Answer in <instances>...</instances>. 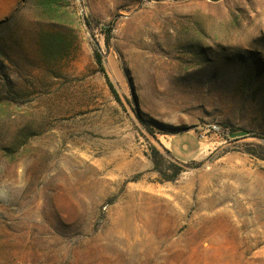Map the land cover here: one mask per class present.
<instances>
[{
  "label": "rangeland",
  "instance_id": "374dc122",
  "mask_svg": "<svg viewBox=\"0 0 264 264\" xmlns=\"http://www.w3.org/2000/svg\"><path fill=\"white\" fill-rule=\"evenodd\" d=\"M0 264H264V0H0Z\"/></svg>",
  "mask_w": 264,
  "mask_h": 264
},
{
  "label": "trees",
  "instance_id": "16d2710c",
  "mask_svg": "<svg viewBox=\"0 0 264 264\" xmlns=\"http://www.w3.org/2000/svg\"><path fill=\"white\" fill-rule=\"evenodd\" d=\"M94 59H95L96 64L98 65L99 69L102 70L101 56H100L99 52L95 51ZM244 133H246V132H242L241 134H244Z\"/></svg>",
  "mask_w": 264,
  "mask_h": 264
},
{
  "label": "bare ground",
  "instance_id": "6f19581e",
  "mask_svg": "<svg viewBox=\"0 0 264 264\" xmlns=\"http://www.w3.org/2000/svg\"><path fill=\"white\" fill-rule=\"evenodd\" d=\"M217 199H218V198H214V200H213V201H215V202H216V201H218ZM236 246H237V245H236ZM236 246H235V247H236ZM231 247H232V246H231Z\"/></svg>",
  "mask_w": 264,
  "mask_h": 264
}]
</instances>
